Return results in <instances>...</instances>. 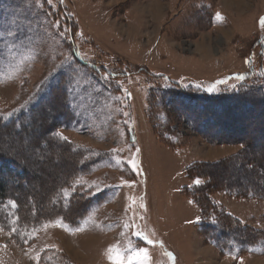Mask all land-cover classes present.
Returning a JSON list of instances; mask_svg holds the SVG:
<instances>
[{"label": "rangeland", "instance_id": "374dc122", "mask_svg": "<svg viewBox=\"0 0 264 264\" xmlns=\"http://www.w3.org/2000/svg\"><path fill=\"white\" fill-rule=\"evenodd\" d=\"M0 2V117L8 122L40 97L48 107L39 118L32 117L37 120L27 125L26 137L0 128V149L20 147L30 165L27 177L7 172L0 179L31 218L58 211L50 196L66 177L72 183L61 190L64 199L79 187L92 206L76 209L72 200L68 220L88 208L85 217L70 226L54 216L29 231L22 246L0 225V264H264V198L212 193L223 211L258 231L246 233L251 247L223 256L198 232L199 211L182 194L184 172L196 162L219 167L202 172L209 173L215 186L243 184L242 170L251 171L245 172L248 180L264 184V166L258 164L262 171L256 167L264 155V94H253L234 108L229 107L233 102L222 104V112L211 105L206 116L189 99L152 95L172 83L210 94L229 91L244 81L237 77L248 67L264 69V0ZM64 9L79 27V59L123 72L118 78L122 92H105L92 81L93 73L74 68L67 75L68 98L56 86L44 95L70 61ZM67 103L68 127H58V133L92 156L75 157L67 145L61 151L54 145L50 149L53 142L42 131L64 122V114H57ZM244 150V162H229ZM98 156L95 166L86 169L84 164L79 171L86 159ZM103 156L107 158L101 161ZM231 165H240L239 170ZM0 208L5 225L7 208L13 213L15 204ZM141 250L147 261L137 256Z\"/></svg>", "mask_w": 264, "mask_h": 264}, {"label": "trees", "instance_id": "16d2710c", "mask_svg": "<svg viewBox=\"0 0 264 264\" xmlns=\"http://www.w3.org/2000/svg\"><path fill=\"white\" fill-rule=\"evenodd\" d=\"M43 14L45 16H48L47 12L45 11L43 12ZM62 14H63V19L65 21V25L67 27V28L65 27L64 34L67 37L70 61H68L67 64L60 71L56 73V75L54 76V80H56L57 83L55 85L54 83L50 84L46 89L47 92H45L44 95L46 94L49 96L54 90L52 88L56 86V88L60 89V92L63 94V96H66L68 98L69 89H70L69 84L71 83V81L68 79L67 75L70 74L72 69L74 68L85 69L86 71L93 73L94 75L91 78L92 81L98 83L99 86H102V88L105 89V92L113 93L114 91L117 94L122 92L123 89L122 86L118 83V78L124 77L125 74L123 72L119 73L116 70L108 71L107 69L97 65L95 62L90 63L86 61H81L79 59L77 55L78 47H76L75 45L78 44V40H79L78 39L79 27L75 22V18L73 17V15L67 13L65 9L63 10ZM262 69L257 71L253 68V66L248 67V71L241 76V77L244 76L245 78L244 81L239 85H236L234 89H231L229 91L219 90L217 93L210 94L204 91L202 92L198 91L200 90L198 87H192L190 85L180 86L172 83L169 89L161 90V92L160 90H157V92L156 93L154 92V94L152 95H154L155 98L156 97L160 98L161 95H163L165 98L177 96L179 99L180 97L184 99H189L193 103H196L197 107L201 109L199 113L201 115L206 116L207 115L206 113H208L209 111L208 108L211 105H216L217 107H219L217 109L218 112H222L224 111L223 108L221 107L222 104L233 102V105L229 107L234 108V104L235 106H237L238 102L240 103V101L242 100H247V97L253 94L257 97H261L264 94V71H263L264 69L263 70ZM102 73L107 75V77L104 78ZM161 101H158L159 103H157V105L163 107L162 109L165 110V107L162 106ZM245 104L246 106H249L248 103ZM69 107L70 105H68L67 103V105L63 109L62 108L59 109V113L57 114L59 117H62L61 115L64 114L63 115L64 122L62 121L63 123L59 124L58 122L55 121L48 127H44V129L42 128L43 129L42 132L47 134L48 139L51 140V142H53L50 143L52 144L50 146V149L54 145L56 150L61 151L63 150L62 146L67 145L68 147L71 148L69 149V151L75 157L78 156L79 158H83L86 157L87 155L92 156L89 151L87 153V152H83L79 147H75V148L71 147L68 140L62 138L58 133V127H62V129L63 128L66 129L68 127V124L65 121L66 118L65 112L66 110L69 111ZM47 109L48 107L46 101L42 100V97H40V99L36 100L34 104L32 103L29 106L27 104L26 109L16 112L15 115L12 116L13 118H9L11 119L10 121L8 120V122H5L0 117V128L1 129L11 128V130H14V133L12 131L13 135L16 133V135L22 134L23 137H26L28 134L27 130L29 128V127L27 128V125H33V123H35L37 120L36 118H39V113H42L43 110H47ZM36 115H38L36 118H32L33 116L35 117ZM195 115L197 114H194L193 112L192 116L194 117ZM12 119L14 121H12ZM209 122L210 121L206 123ZM215 122L216 121L211 120L210 123H214L213 125H215ZM68 123L70 125V122ZM205 132L206 131H204L203 133ZM129 133L130 132L127 133V140L130 142L132 140H131V134L129 135ZM216 143H222V142L217 141ZM239 143L242 144L243 142L240 141ZM46 144L44 141L43 147L46 149L44 148L43 149L46 150V152H48L49 147ZM20 149H21L20 147L18 148L11 147L10 151L7 150V152H5L6 150L0 149V175L1 173L2 174L13 173L14 175L20 176L22 178L27 177L30 165L26 159H23L24 157H22L23 155ZM247 152H249L248 148H247ZM244 155H245V150L241 151L240 154H238L237 156L232 157L229 160V162L232 161L230 163H235L237 160H242L244 162L245 159ZM99 158L100 156L96 157V159L94 157H92V159L91 158L86 159L88 160L86 162H90V163L88 165L86 164L85 161L81 163L80 167L82 168L79 171H82V169H84L85 167H87L86 169H88L93 165L95 166L96 162L99 161ZM106 158H107L106 156H103L101 158V161L105 160ZM240 162L239 164H241ZM260 163L264 166V155H261L258 158L256 167H258L259 169L260 167L258 166V164ZM84 164L85 167H83ZM215 166L216 164L207 165V163L205 162H196L193 163L190 167L186 168L184 174L187 183L182 187V194L187 198H189L199 211L200 219L197 222L198 232L203 233V237L205 241H208L209 244L213 246L215 249H217V251L221 255L226 256V252H234L237 250H242L244 247H251L250 243L248 244L247 240L245 239L247 235L246 233L247 231H249L250 235L255 236L258 234V231L243 226L241 220L232 216L228 212L223 211L222 208L220 207V204L211 197L212 193L221 190V192L227 193L233 198H242V199H248V198L258 199L259 197L264 198V184L257 183V180H254L252 178L251 179L254 180V182L252 180L251 181L248 180L245 177L247 173L250 174L251 171L242 170L241 174L239 175L240 178L242 179L241 181L243 182V184H239V185H242V187H240L237 184H234L235 181L230 182L229 185H226V183H224L223 185L215 186L213 185V179L211 178L209 173L207 175L202 173L205 169L207 168L212 169ZM239 166L240 165H238V167L237 165H231L229 168L233 170L236 169L239 170ZM79 171L76 173H81ZM197 180L200 181L199 184L196 183ZM19 183L20 181H17L18 185ZM71 183H72L71 177L64 178L63 182L61 183V186H58L56 192L50 196V198L55 202V207L57 208L58 211L51 213L50 216L47 217L42 218L40 216L39 217L34 216L31 218L27 206H25L23 211L20 210L18 196L8 194L7 182L3 179H0V206L5 205V203L7 202H12L15 204V210L13 213H12L13 210L7 208L9 212L8 222H6L7 224L5 225H2L0 223L1 228L10 235L11 239L15 243L17 244L19 243L22 246L23 242L29 241V240L27 241L25 240L30 235L29 231H31L34 228H38V226L41 223L50 221L54 216H55L54 219L55 218L62 219L66 224L70 226H74L75 224H77L79 220L85 217V213L92 206H90V202L88 201L87 198L88 193L84 190H79V187L76 188V190L72 191L69 197L64 199L61 190H63V188L66 189L67 187H69ZM72 200L75 201L74 203L76 209L78 207L83 208V205H87V204L90 207L89 209L87 208L88 210L86 209L87 211L86 210L85 212L83 211V213L78 212L79 214L75 216L74 221H69L67 218L69 215L66 214V210H68L69 207L72 205L73 203ZM11 213H12V217H10ZM0 218L1 220L4 221L7 220L5 217V211L1 210V208H0ZM9 221H11V223ZM240 246H243V248L240 249L239 248Z\"/></svg>", "mask_w": 264, "mask_h": 264}, {"label": "snow or ice", "instance_id": "6c2138e0", "mask_svg": "<svg viewBox=\"0 0 264 264\" xmlns=\"http://www.w3.org/2000/svg\"><path fill=\"white\" fill-rule=\"evenodd\" d=\"M262 27H264V21H262ZM237 79H243V77H237ZM197 184L200 183L199 180L196 181ZM62 222L57 223L54 226H61ZM111 251V250H110ZM138 257H143L145 261H147V253L143 252L142 250L140 252L137 253Z\"/></svg>", "mask_w": 264, "mask_h": 264}]
</instances>
